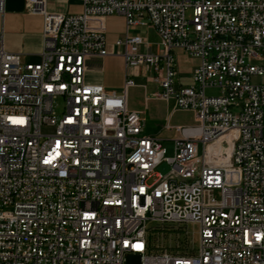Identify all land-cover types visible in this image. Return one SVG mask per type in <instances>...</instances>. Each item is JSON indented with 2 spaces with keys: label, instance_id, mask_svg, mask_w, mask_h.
Masks as SVG:
<instances>
[{
  "label": "built area",
  "instance_id": "obj_1",
  "mask_svg": "<svg viewBox=\"0 0 264 264\" xmlns=\"http://www.w3.org/2000/svg\"><path fill=\"white\" fill-rule=\"evenodd\" d=\"M80 3L67 14L25 0L43 17L37 62L0 34V264H264V0ZM113 15L125 22L118 92L84 80L87 60L108 55ZM176 50L199 61L189 85ZM147 85L194 114L195 126L175 128L172 157L128 107L129 90Z\"/></svg>",
  "mask_w": 264,
  "mask_h": 264
},
{
  "label": "crops",
  "instance_id": "obj_2",
  "mask_svg": "<svg viewBox=\"0 0 264 264\" xmlns=\"http://www.w3.org/2000/svg\"><path fill=\"white\" fill-rule=\"evenodd\" d=\"M46 9L50 12L67 14H80L82 12L80 0H46ZM105 24L108 55L105 57L92 56L87 60L84 80L87 84L100 85L107 91L118 92L121 90L124 81V62L114 43L124 35L125 22L123 17L113 15L106 18ZM42 31L43 17L39 14L29 13L25 8V0L5 1L4 13L0 14V34L2 36L3 48L7 52L21 54L25 62H37L42 49ZM137 31L144 38L149 39L148 35H150L151 31L146 32L142 29H138ZM182 55L187 57V54L182 50H176L174 52L175 58ZM193 59L197 60L196 58ZM196 67L187 76L177 71L178 82L182 85L191 84V76ZM151 91H154L153 86ZM151 93L148 95V91L146 93L144 92V110L147 109L150 102H156V104L164 103L166 110L169 108L171 101L165 103L164 101L154 99L151 97ZM172 105L174 110L173 101ZM138 112H142V116L144 115V111ZM143 133L150 136L145 130Z\"/></svg>",
  "mask_w": 264,
  "mask_h": 264
},
{
  "label": "rangeland",
  "instance_id": "obj_3",
  "mask_svg": "<svg viewBox=\"0 0 264 264\" xmlns=\"http://www.w3.org/2000/svg\"><path fill=\"white\" fill-rule=\"evenodd\" d=\"M187 15H190V10L187 11ZM148 41L152 44H156L158 39L154 36V33L151 31L150 35H148ZM176 62V70L180 73H183L184 76H187L191 73L194 67L197 66L198 61L189 57L187 55L179 56L175 58ZM187 79V77H185ZM137 84H144L143 80H136ZM148 87V95L152 92V86L147 85ZM206 95L208 96H216L219 95L220 92L218 89H207ZM143 97L144 92L142 88L133 87L128 92V105L130 110H138L144 111V128L146 133L150 136L156 137L161 140L162 146L166 149V157L173 156L174 150V140L178 137V132L175 129L176 127H193L196 125L194 114L188 111L182 110H173V105L171 101V105L166 110V106L164 103H157L150 102L146 110L143 107ZM156 104V105H155ZM64 103L61 98H58L55 101V110L59 112ZM166 125H170L172 128L167 130L165 129ZM230 135L228 134L224 136L221 140L227 139ZM221 140L219 142H221ZM218 144V143H217ZM201 144L198 146V153L201 154ZM170 171V166L167 162L162 161L157 167L155 168L154 172L156 174H160L165 176ZM153 179L149 180L148 183H151ZM214 197L219 198V192H214ZM148 227H154V224H148ZM188 234H189V241H192V248L197 247L198 242V226L194 224H189L187 226ZM174 239H177L176 235L174 234ZM185 241V236L180 235L177 241Z\"/></svg>",
  "mask_w": 264,
  "mask_h": 264
},
{
  "label": "bare ground",
  "instance_id": "obj_4",
  "mask_svg": "<svg viewBox=\"0 0 264 264\" xmlns=\"http://www.w3.org/2000/svg\"><path fill=\"white\" fill-rule=\"evenodd\" d=\"M229 134H233V132H230ZM221 139H222V138H221ZM221 139H220V140H221ZM220 140H219V141H220ZM219 141H218V142H219ZM216 144H217V143H216Z\"/></svg>",
  "mask_w": 264,
  "mask_h": 264
}]
</instances>
